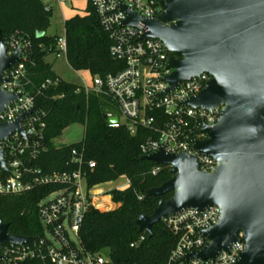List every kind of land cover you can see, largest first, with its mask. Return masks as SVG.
I'll list each match as a JSON object with an SVG mask.
<instances>
[{"label":"water","instance_id":"water-1","mask_svg":"<svg viewBox=\"0 0 264 264\" xmlns=\"http://www.w3.org/2000/svg\"><path fill=\"white\" fill-rule=\"evenodd\" d=\"M159 4L161 13L151 19L122 6L128 14L123 24L142 22L148 31L141 39L164 42L168 67L174 70L166 78V93L193 76L211 74L206 87L183 104L205 109L223 106L218 122L203 128L208 137L194 141V149L217 165L212 172L202 171L196 156L163 149L142 155L170 167L171 178L148 190V195L172 196L159 200L152 214L140 215L135 223L151 236L153 225L168 215L218 206L219 223L202 232L208 240L205 248L184 259L215 258L242 231L245 250L237 264H264V0H160ZM22 58V47L10 55L5 39H0V113L23 96L3 88L6 71ZM34 110L0 123V141L16 132L25 137L22 122ZM108 121L116 123L118 117ZM4 156L0 146V165L5 170ZM36 237L11 234L9 223L0 218V250L7 243L24 244ZM103 254L109 257V249Z\"/></svg>","mask_w":264,"mask_h":264},{"label":"built area","instance_id":"built-area-1","mask_svg":"<svg viewBox=\"0 0 264 264\" xmlns=\"http://www.w3.org/2000/svg\"><path fill=\"white\" fill-rule=\"evenodd\" d=\"M159 1L91 0L100 24L112 41L110 52L124 66L115 74L94 76L93 86L85 84L83 89L86 93L105 95L115 101L116 111L106 114L110 127L124 126L131 134L138 133L140 129L152 133L141 145L142 155H150L160 149L167 153H186L197 157L200 170L212 172L216 168V161L197 152L194 141L208 137L203 128L218 122L223 106L205 109L183 104L206 87L212 79L211 74L204 72L193 76L166 93L169 87L166 78L174 70L168 67L169 55L164 42L158 38L141 39L148 31L142 22L135 26L123 24L128 14L122 6L135 15L151 19L161 13ZM25 46L26 43L11 39L8 53L12 55L18 47H22L23 61ZM67 52L68 42L64 32L57 38L56 58L66 56ZM22 61L6 71L3 88L23 96L0 113V123L13 122L22 112L35 110L22 122L25 137L16 132L8 140L0 141L6 164L5 170L0 165V194L17 195L49 185L60 186V189L38 204L43 234L24 244L4 245L0 250V264H21L25 261H39L42 264H111L110 256H105L103 251L87 252L80 239L85 214L89 208L96 207L94 188L107 185L88 186L84 150L73 149V161L77 167L72 172L43 173L33 166V161L43 149L41 142L46 128L43 120L45 113L36 108L34 97L24 91L26 73ZM114 116L118 117V121L109 123L108 118ZM87 164L90 169L96 166L92 160ZM162 166L156 164L152 173L157 174ZM111 183L113 185L108 191L112 192L126 189L131 182L122 176ZM52 195L55 196L50 198ZM116 206L118 208L119 205ZM220 218L221 208L218 206H210L202 211L186 209L164 217L162 221L177 239L168 264H237L245 250V234L242 231L238 233V240L215 258L184 259L187 254L205 248L208 240L202 232L218 224ZM144 240L145 235H141L132 246Z\"/></svg>","mask_w":264,"mask_h":264},{"label":"trees","instance_id":"trees-1","mask_svg":"<svg viewBox=\"0 0 264 264\" xmlns=\"http://www.w3.org/2000/svg\"><path fill=\"white\" fill-rule=\"evenodd\" d=\"M87 1L85 15L65 21L66 58L75 71L106 77L117 73L124 63L111 54L112 41L100 24L91 0ZM47 7L43 0H0V39H5L7 47L11 39L26 43L22 61L26 73L24 91L34 97L36 108L45 113L43 149L33 166L43 173L72 172L77 167L72 151L77 148L84 150L89 187L122 176L129 178V187L111 192L118 208L88 209L80 230L81 243L90 253L109 249L111 264H168L177 241L175 235L160 221L153 225L149 236L138 230L135 221L140 215L152 214L159 200L172 196V193L161 197L148 195V190L171 178L170 167L163 165L153 174L156 164L142 159L141 152L142 143L152 133L140 129L131 134L124 126L110 127L105 115L116 111L115 101L105 95L86 93L83 85L62 79L47 62V56L56 52L58 38L47 33L53 13ZM76 123L86 126L85 138L76 144L55 146L54 139ZM91 160L96 164L93 169L87 164ZM58 189L60 186L49 185L17 195L0 194V218L9 223V232L20 236L42 235L38 204ZM141 235H145V240L132 246Z\"/></svg>","mask_w":264,"mask_h":264},{"label":"rangeland","instance_id":"rangeland-1","mask_svg":"<svg viewBox=\"0 0 264 264\" xmlns=\"http://www.w3.org/2000/svg\"><path fill=\"white\" fill-rule=\"evenodd\" d=\"M45 4H49L53 8L51 17V24L47 30V33L52 36L63 35L65 32V20H68L76 15H85L87 13V0H43ZM47 62L53 65L54 71L64 80L89 86H93L94 76L89 71H75L68 63L66 56L56 58L54 53H50L47 56ZM86 136V126L80 123H76L68 127L62 135L54 139V144L57 147L63 145H71L81 142ZM113 183H107L97 189V195L94 196V201L98 209L103 211H111L116 209V204L112 200L111 191L108 189ZM105 190V191H104ZM108 191L107 193H105ZM105 193V194H104ZM52 195L50 198H53ZM75 239V236H73Z\"/></svg>","mask_w":264,"mask_h":264},{"label":"crops","instance_id":"crops-1","mask_svg":"<svg viewBox=\"0 0 264 264\" xmlns=\"http://www.w3.org/2000/svg\"><path fill=\"white\" fill-rule=\"evenodd\" d=\"M48 6H50L51 8H52V6L51 5H49V4H47ZM52 10H53V8H52ZM66 21V20H65ZM59 36V35H58ZM55 54V53H54ZM47 60V59H46ZM99 187L98 186H96L95 188H94V192L95 193H97L98 191H97V189H98ZM95 202V201H94ZM115 204V203H114ZM96 205V204H95ZM97 207V206H96ZM98 208V207H97Z\"/></svg>","mask_w":264,"mask_h":264}]
</instances>
